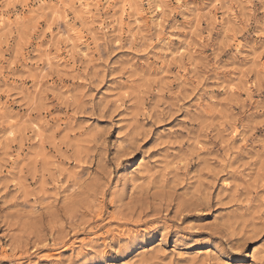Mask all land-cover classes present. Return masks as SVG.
<instances>
[{
  "label": "rangeland",
  "instance_id": "rangeland-1",
  "mask_svg": "<svg viewBox=\"0 0 264 264\" xmlns=\"http://www.w3.org/2000/svg\"><path fill=\"white\" fill-rule=\"evenodd\" d=\"M80 1L0 0V264H264V0Z\"/></svg>",
  "mask_w": 264,
  "mask_h": 264
},
{
  "label": "bare ground",
  "instance_id": "bare-ground-1",
  "mask_svg": "<svg viewBox=\"0 0 264 264\" xmlns=\"http://www.w3.org/2000/svg\"><path fill=\"white\" fill-rule=\"evenodd\" d=\"M79 1V0H78ZM89 3V2H88ZM79 4L85 9V10H88L89 11V9H87V4L85 3V0H81L80 2H79ZM41 5V4H40ZM89 8V7H88ZM84 10V11H85ZM30 12V11H29ZM31 13V12H30ZM85 13V12H84ZM89 13H90V11H89ZM8 21V20H7ZM134 175V174H133Z\"/></svg>",
  "mask_w": 264,
  "mask_h": 264
},
{
  "label": "snow or ice",
  "instance_id": "snow-or-ice-1",
  "mask_svg": "<svg viewBox=\"0 0 264 264\" xmlns=\"http://www.w3.org/2000/svg\"><path fill=\"white\" fill-rule=\"evenodd\" d=\"M250 251V250H249ZM245 264H247V262H245Z\"/></svg>",
  "mask_w": 264,
  "mask_h": 264
}]
</instances>
